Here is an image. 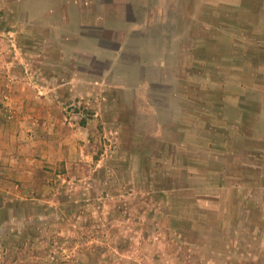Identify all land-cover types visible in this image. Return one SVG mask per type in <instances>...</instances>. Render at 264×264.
<instances>
[{
  "label": "rangeland",
  "instance_id": "374dc122",
  "mask_svg": "<svg viewBox=\"0 0 264 264\" xmlns=\"http://www.w3.org/2000/svg\"><path fill=\"white\" fill-rule=\"evenodd\" d=\"M84 1L63 48L71 4L0 0L35 91L0 264H264V0Z\"/></svg>",
  "mask_w": 264,
  "mask_h": 264
},
{
  "label": "crops",
  "instance_id": "0c3cea01",
  "mask_svg": "<svg viewBox=\"0 0 264 264\" xmlns=\"http://www.w3.org/2000/svg\"><path fill=\"white\" fill-rule=\"evenodd\" d=\"M110 1L111 3L113 2V0ZM84 2L88 3L89 5L92 4L90 3V0ZM99 2V4L97 3V5H99V10H101L102 6H108L106 2L102 0H99ZM66 4H71L70 6H72L76 13L74 15L75 33L73 36H71L73 39H67L66 37L62 38V44H60L63 48V45H65L66 42H73L75 45H77V0H62L61 3L55 5L54 7L44 6L42 11L43 16L40 21H35L31 17H29L31 20H27V22L29 23L40 22L43 25L47 26L42 27L45 29H49L48 26H51L54 21H57L56 23L58 24L59 28L62 27V29H66L67 21L64 16V8ZM87 17L92 18L88 15ZM53 18H55V20ZM89 20L91 21L92 19ZM80 27H95L103 29L104 25L99 24L98 22L93 25L90 22H84L80 23ZM12 31H14L16 35L18 33V28L13 29ZM33 32L34 30L32 29V27L28 28L26 26L25 33L27 37ZM3 34L4 32H2V28H0V185L3 182L7 183L10 178L17 177V175L15 174L16 168L14 167V163L18 162L16 153L17 156H19L20 154H26L28 151L25 143V135H23L22 132H25V128L23 126L28 122V113H30L31 115L33 114L35 102V91L33 90L32 83L28 80V76L25 74V80L19 81V78L15 75L18 73L21 75L24 74L22 68H19V70L18 68H14V63L19 62L17 61L18 59L24 58L23 55H20V57L16 51L18 37L15 36V38H7ZM7 40H9V44L11 43L15 47V50L10 48L9 53H5L3 51L4 49L2 48L3 44H5ZM25 59L26 61L28 60L27 54H25ZM25 72L28 73L27 67ZM5 106H9L8 108L11 107L17 110V116L15 120L11 122L2 120L3 113L1 112V108ZM39 161L42 162L41 159ZM23 168H27V165L23 166ZM33 178L34 176H32V179Z\"/></svg>",
  "mask_w": 264,
  "mask_h": 264
}]
</instances>
